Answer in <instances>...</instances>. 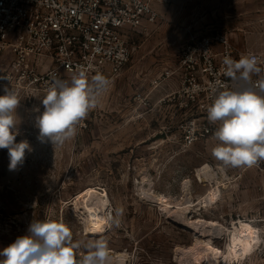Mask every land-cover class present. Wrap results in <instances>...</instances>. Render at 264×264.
<instances>
[{
	"label": "rangeland",
	"instance_id": "rangeland-1",
	"mask_svg": "<svg viewBox=\"0 0 264 264\" xmlns=\"http://www.w3.org/2000/svg\"><path fill=\"white\" fill-rule=\"evenodd\" d=\"M194 34L225 36L238 54L264 53V0L161 6L155 23L129 30L130 61L117 74H103L109 91L59 147L37 140L35 117L44 109L36 89L0 80V95L7 85L20 98L16 142L32 148L16 171L0 149V250L27 235L34 219H51L69 226L74 241L106 239L111 264H179L176 251L198 264L207 241L224 254L216 264H264V161L225 167L212 155L213 134L183 142V126L194 117L210 123L179 66ZM5 65L0 61V76ZM117 209L119 226H110ZM240 220L257 229L259 243L235 258L230 244ZM95 227L99 232L89 233Z\"/></svg>",
	"mask_w": 264,
	"mask_h": 264
},
{
	"label": "built area",
	"instance_id": "built-area-1",
	"mask_svg": "<svg viewBox=\"0 0 264 264\" xmlns=\"http://www.w3.org/2000/svg\"><path fill=\"white\" fill-rule=\"evenodd\" d=\"M169 2L0 0V61L6 64L5 76L18 85L33 86L42 102L53 79L70 80L80 69L88 77L97 72L117 74L132 56L129 30L155 23L160 7ZM180 51L184 83L193 87L190 98L204 115L212 101V89L232 83L225 75L226 57L238 60L242 54H254L264 70V53L238 54L219 34H194ZM260 75L264 76V71ZM213 128L194 117L183 126V142L194 144L212 135Z\"/></svg>",
	"mask_w": 264,
	"mask_h": 264
},
{
	"label": "clouds",
	"instance_id": "clouds-1",
	"mask_svg": "<svg viewBox=\"0 0 264 264\" xmlns=\"http://www.w3.org/2000/svg\"><path fill=\"white\" fill-rule=\"evenodd\" d=\"M223 63L232 83L212 89L207 119L218 125L212 155L225 167L252 168L264 161V76L260 75L264 70L251 53L242 54L238 60L226 57ZM253 76L259 78L254 80ZM0 80L9 78L0 76ZM111 83L99 72L89 79L83 69L70 80L53 79L42 99L44 110L35 117L37 140L59 147L73 138L77 125L101 104ZM19 105L18 94L5 85L0 95V149L8 151L9 171L21 167L26 150L32 151L27 140L16 142ZM120 215L122 209H117L116 218L109 219L110 226H119ZM111 260L106 239L74 241L69 226L51 219H34L27 235L0 250V264H111Z\"/></svg>",
	"mask_w": 264,
	"mask_h": 264
},
{
	"label": "bare ground",
	"instance_id": "bare-ground-1",
	"mask_svg": "<svg viewBox=\"0 0 264 264\" xmlns=\"http://www.w3.org/2000/svg\"><path fill=\"white\" fill-rule=\"evenodd\" d=\"M204 167L207 168L206 166H204ZM205 168H200V170L198 169L197 174H198L199 177H201V174H202L201 173V169H204L203 171H205ZM103 205H105V204L102 201L101 206L103 207ZM201 222H202V220H198L196 223L199 224ZM203 222H204V220H203ZM206 223L207 224H212V225L214 224L213 222H209V221L206 222ZM197 224L195 226H198ZM188 226L191 227L192 224L191 225H188ZM193 229H196L195 231H198L196 227H193ZM98 232L99 231H98V228L97 227L91 228V231H89V233H92V234H97ZM234 232H237V233L234 235V237L232 239L233 240V243L230 244V248L233 250V252H232L233 254L232 255L235 258L236 257H240V256H242L244 254H247V252H250L251 249L252 248L254 249L255 248L254 246H256V244L259 243L258 242V240H259V238H258L259 234L257 236V229L252 224H250L248 222H243V221L240 220L239 221V225H234ZM206 239H208V238H206ZM196 245H200L199 244V241H197L195 243V246ZM219 251L220 250H216L215 248L211 247L210 246V243L207 241L206 242V247L204 248V250L197 251V252H200L198 264H204V263H207L208 264V262H210L209 264H216V263L220 262L222 259H224V254H220L221 251L220 252ZM175 255L177 257V260H178L179 264H187L188 263V260L186 258H183V259L181 258L182 257V254L179 251H176L175 252ZM126 258H127V256L125 257V259Z\"/></svg>",
	"mask_w": 264,
	"mask_h": 264
}]
</instances>
